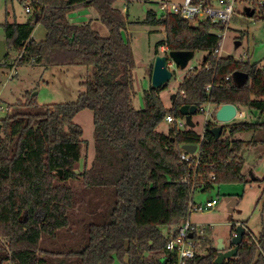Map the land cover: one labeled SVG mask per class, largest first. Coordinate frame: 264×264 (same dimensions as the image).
Instances as JSON below:
<instances>
[{"label":"trees","instance_id":"trees-1","mask_svg":"<svg viewBox=\"0 0 264 264\" xmlns=\"http://www.w3.org/2000/svg\"><path fill=\"white\" fill-rule=\"evenodd\" d=\"M114 2L39 0L26 23L2 25L6 49L23 50L19 65L79 66L90 73L81 83L84 91L73 102L36 107L33 95L24 104L26 110L0 117V238L8 249L0 264H111L114 258L123 264H169L164 250L169 237L165 238L161 227H166L170 236L173 228L186 220L192 192L250 182L242 175L241 155L251 143L231 138L264 128V124L223 126L215 139L210 130L217 125L206 122L197 167L182 161L180 153L184 145H198L199 134L186 126L177 129L170 125L166 135L156 129L168 115L182 119L179 108L183 105L199 109L204 104H232L263 113L264 67L231 56H213L219 37L210 31L223 26L207 21L192 25L171 13L157 17L147 11L141 24L165 32L155 55L163 45L169 51H193L200 53L201 63L210 68L184 76L170 109L159 97L164 87L144 90L143 107L136 108L135 62L122 37L125 15L113 7ZM76 8L94 10L107 35L101 36L91 22L70 23L68 13ZM258 12L264 20V6ZM37 23L45 30L40 41L31 38ZM151 71L152 66L149 77ZM236 71L248 75L241 87L226 80ZM83 110L93 116L94 157L77 171L83 131L73 118ZM58 170L61 178L54 176ZM255 181L264 185V176ZM103 189L113 192L105 220L86 226L78 250H59L56 242L61 232H71L77 220L83 227L80 212L85 200L93 195L94 200L88 201L97 207L99 193L93 191ZM208 230L189 264H213L217 251L207 240ZM222 264H264V228L256 239L246 232L236 256Z\"/></svg>","mask_w":264,"mask_h":264},{"label":"rangeland","instance_id":"rangeland-1","mask_svg":"<svg viewBox=\"0 0 264 264\" xmlns=\"http://www.w3.org/2000/svg\"><path fill=\"white\" fill-rule=\"evenodd\" d=\"M39 0H26L30 3L32 10L34 3ZM161 0H115L113 7L120 10L125 15L126 29L122 31V37L132 50L135 62L134 78L137 95L134 99V106L142 108V93L151 87L149 69L155 59V48L158 43L164 40L165 32L160 27L147 26L141 24L146 18V12L152 11L159 17L162 13L158 3ZM234 1V15L228 24V29L224 32L211 30V32L222 36L221 56L223 58L231 56L236 61L249 60L250 64H258L264 67V20L260 18L259 8L264 6V0L248 3L245 0ZM25 2L19 0H0V41H4V32L2 25L5 23L24 24L31 19L32 15L25 13ZM243 6H248L255 10L254 18L247 19L242 13ZM68 21L72 24L92 23V28L101 36L107 35V29L97 18V14L90 8H76L68 13ZM192 25H195L191 23ZM45 30L41 23H37L31 38L40 41L44 38ZM8 58L0 66V117L6 114H13L21 110H26L24 106L26 100L35 95L36 107L44 105L60 104L73 102L78 95L84 91L81 85L90 73V69L79 66L72 67H44L41 65L17 63L20 52L8 50ZM160 54V51H159ZM157 54V55H159ZM202 55L195 53L193 59L188 63L186 69L180 70L174 67L171 80L159 92V97L166 109H170L179 95V87L184 76L190 69L198 68L201 63ZM174 96V99L172 97ZM207 110V107H203ZM211 106L209 110L211 111ZM237 111L242 114V118H235L224 126H230L235 123H255L264 124V112L261 113L255 109H240ZM181 120V119H180ZM183 123L184 119L182 118ZM205 117L197 113L192 116L194 123L193 131L202 135ZM209 123L219 125L213 118L208 119ZM73 123L82 128V146L81 160L75 166L77 171L83 169L84 165H89L94 157L93 147V116L88 110L79 112L74 118ZM1 126V125H0ZM170 125L165 121L156 129L157 132L168 134ZM229 135L226 131L225 136ZM232 140H241L244 143H251L245 146L242 151V175L246 176L248 183H229L215 185L212 189L201 192L196 190L192 195V201L195 206L201 208L200 212H191L189 222L192 225L202 228H208V239L211 245L216 247L217 240H222L225 249L230 247V239L234 234V229L242 225L251 233L253 239L258 238L264 228V185L253 181L251 175L256 179H262L264 176V128L242 132L231 138ZM76 189H80L78 182H75ZM99 193L95 204L88 200H94L91 195L85 200V208L80 212L83 218V227L75 221L71 232H61L57 240V248L68 250H78L82 247L84 229L90 223H101L109 207L112 205L111 189L93 191ZM227 198L236 200L231 221L228 222ZM210 199H217L218 203L214 208L203 210L205 202ZM97 208V212L94 213ZM79 215V216H80ZM161 230L167 239L169 234L166 227ZM73 232V233H72ZM43 246H47V241H43ZM6 241L0 238V260L7 254ZM111 264H123L117 258H114Z\"/></svg>","mask_w":264,"mask_h":264},{"label":"built area","instance_id":"built-area-1","mask_svg":"<svg viewBox=\"0 0 264 264\" xmlns=\"http://www.w3.org/2000/svg\"><path fill=\"white\" fill-rule=\"evenodd\" d=\"M22 3L25 2L24 8L25 13L28 15L33 14L32 7L30 3L26 2V0H21ZM34 4H37L34 3ZM158 6L162 13H171L174 15L179 16L181 19L186 20L190 23L197 24L203 21H207L212 25H220L223 26L222 30H219L220 32H225L228 29V24L231 21L232 16L234 15V1L233 0H212L210 4H205L203 1L194 2L193 0H161L158 3ZM212 30H216L215 28ZM211 32V31H210ZM213 33V32H211ZM216 34V33H214ZM219 37V43L216 49L213 50L212 54L217 59L222 57V46H221V39L222 36L219 34H216ZM160 51L159 55L166 56V68L168 71L172 73V69L175 66V63L173 60L169 57V50L165 45L159 47L158 49ZM23 50L20 52L17 63H19V60L22 56ZM178 68V67H177ZM209 69L210 66L208 64L200 63L198 68H192L189 73L195 72L196 69ZM226 80H231V75L226 77ZM208 86L206 89L208 90ZM213 107V109L210 111L209 108ZM203 107H207V110L205 111ZM220 106L210 105V104H204L199 109H197L196 114L200 113L203 114L205 117L204 124L208 122L209 118H213L214 114L216 113L217 109ZM235 118H242V114L237 111L236 108V115ZM182 120V119H181ZM180 119H175L173 116L168 115L165 117L164 121L168 125H174L177 129H182L185 127V123L181 121ZM203 124V125H204ZM203 139V132L202 135H200V143L196 145V151L194 154L190 155L183 150H181L180 153V159L184 162L189 163L190 165H194L197 167L199 163V151L201 147ZM192 195L191 199L188 204V216L184 222H182L179 226L174 227L175 230H172V234L169 236L166 244H165V252L169 257V264H189L191 260H193L196 256V253L200 249V243L205 239V231L206 227H197L195 225H192L189 222V214L193 212H200L201 208L198 206H195L192 201ZM218 201L217 199H210L205 202L203 210H209L214 208L215 205H217ZM191 235V237H189Z\"/></svg>","mask_w":264,"mask_h":264},{"label":"water","instance_id":"water-1","mask_svg":"<svg viewBox=\"0 0 264 264\" xmlns=\"http://www.w3.org/2000/svg\"><path fill=\"white\" fill-rule=\"evenodd\" d=\"M242 13L247 19H251L254 14L255 10L248 7L243 6ZM35 21L37 22V17L35 18ZM9 55L8 50L5 47V42L0 41V63H2ZM169 57L173 60L175 63V66L178 67L180 70L186 69L188 63L193 59L194 52L193 51H170ZM232 83L236 87H241L245 84V82L248 79V75L243 72L236 71L232 73ZM172 73L167 70L166 68V56L163 55H156L153 65H152V71L150 76V84L151 88L153 89H160L165 87V85L171 80ZM174 99V96L172 97ZM197 108L194 106H188L183 105L179 108V113L184 119L185 126L189 129L194 128V123L192 122V116L196 114ZM236 115V107L232 104H224L221 105L216 113H215V121L219 124L216 127H213L210 130L211 135L218 139L223 131V126L225 124L230 123ZM1 129V126H0ZM181 150L184 152L192 155L196 151V145H184L181 147ZM251 175V179L253 181L256 180L254 176ZM55 177L61 178L62 177V171L58 170L55 174ZM227 210H228V222L231 221V214L233 213V210L235 206L237 205L236 200L233 198H227ZM175 230V228H173ZM246 234L245 228L242 225H238L234 229V234L230 239V247L228 249H225L224 245L222 244V240H217V245L215 247V250L217 251V255L213 261V264H222L223 261L226 259L235 257L237 254V248L242 243L243 237ZM191 237V235H189Z\"/></svg>","mask_w":264,"mask_h":264},{"label":"crops","instance_id":"crops-1","mask_svg":"<svg viewBox=\"0 0 264 264\" xmlns=\"http://www.w3.org/2000/svg\"><path fill=\"white\" fill-rule=\"evenodd\" d=\"M243 227H244V226H243ZM244 228H245V227H244ZM245 231L248 232L246 228H245ZM250 234H251V233H250Z\"/></svg>","mask_w":264,"mask_h":264}]
</instances>
